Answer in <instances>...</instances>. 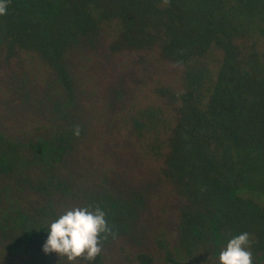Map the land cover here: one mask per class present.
Listing matches in <instances>:
<instances>
[{
  "label": "trees",
  "instance_id": "obj_1",
  "mask_svg": "<svg viewBox=\"0 0 264 264\" xmlns=\"http://www.w3.org/2000/svg\"><path fill=\"white\" fill-rule=\"evenodd\" d=\"M86 204L115 235L76 264H264V0H8L0 264H70L45 226Z\"/></svg>",
  "mask_w": 264,
  "mask_h": 264
},
{
  "label": "clouds",
  "instance_id": "obj_2",
  "mask_svg": "<svg viewBox=\"0 0 264 264\" xmlns=\"http://www.w3.org/2000/svg\"><path fill=\"white\" fill-rule=\"evenodd\" d=\"M8 0H0V15L6 14ZM170 0H162L167 5ZM79 136L77 126L73 132ZM47 239L42 246L44 253L54 252L70 264L79 260L94 261L102 252L103 242L114 236L112 226L100 205L71 206L45 226ZM251 241L248 232L227 240L218 254V264H253Z\"/></svg>",
  "mask_w": 264,
  "mask_h": 264
}]
</instances>
